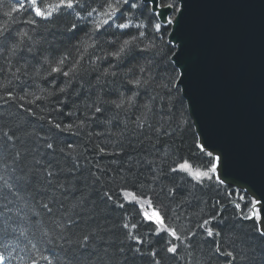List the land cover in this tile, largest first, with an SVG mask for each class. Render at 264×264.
I'll return each instance as SVG.
<instances>
[{
    "label": "trees",
    "instance_id": "trees-1",
    "mask_svg": "<svg viewBox=\"0 0 264 264\" xmlns=\"http://www.w3.org/2000/svg\"><path fill=\"white\" fill-rule=\"evenodd\" d=\"M44 2H54V0H44ZM98 2L99 0H90L92 7H97ZM131 2L142 6L138 9L123 8L125 15L131 12L129 18L132 19L133 26L141 21L146 24L148 35L143 44L155 43V51L158 53L155 56L153 70L159 75L149 92L147 94L142 92L138 101L142 105L150 97H156L153 111L149 113L145 127L137 130L140 134L137 135L132 132L135 127L133 124H128V130L125 131L123 121L135 120L142 110L137 108L131 113H126L115 109L114 106L106 108L103 116H99V119L90 128L80 130L79 134L57 132L48 123L49 118L55 122L67 124L74 123L85 115H91L84 108L85 96L81 95L77 98L74 95H62L58 92L55 93V97L48 96V91L55 92V89L64 86V80L60 79L57 84L53 85L51 81L45 84L42 79L33 77L35 62L28 67H23L21 72L16 73V69L24 65V59L17 60L16 57L8 56L7 51H4L3 55H0V85L5 84L6 81H10V83L6 87H0V129L11 130L12 134L21 137L23 143L17 141L15 149H4L6 158L2 163L9 164V170L4 172L0 166V173L9 177L12 176L11 159L17 150L29 149V154L25 156L24 163L30 164L33 156L39 158L46 151L42 147L46 142H53L56 149L65 148L66 152L70 151L67 149V145L72 144L75 149L73 156L61 155L59 151L52 154L51 150H47L50 155L45 156L44 159L54 160L67 170L72 168L75 157H79L78 177L80 182L76 197L83 196L89 199L88 214L94 217L90 226H101L106 230L104 239L111 243L110 245H100L101 255L105 248L109 252L106 264H157V262L159 264H229L231 258L222 256L215 251L217 240L221 252L234 251L237 256L235 264H264V237H260L255 232V221L241 219L238 210L235 208L236 203H241L242 210L247 214L250 209L249 197V203L245 205L238 199L239 196L245 195L240 191L219 185L214 180L206 179L202 184H197L186 172L170 171L171 168L185 161L193 169L205 170L204 165L208 164L209 158L200 153L196 147L197 136L179 88L171 94L170 100L166 94L167 89L157 87V85L166 84L168 78L174 76L173 69L175 68L170 61L174 49L166 40L168 27H165L162 33H156V38L153 39L151 23L156 22L155 15L151 13L149 6L142 4L139 0H131ZM161 2L162 4L173 3L176 5L175 0H161ZM14 6H16V0H4L3 6H0V31L5 29L8 32L29 31L30 35H35L30 31L29 25L25 23V21L33 18L26 10L13 12L11 16L6 15L10 7ZM81 14L83 15V12ZM102 19L104 17L98 14L92 18L93 21H102ZM75 20V16L69 14L57 17L50 24L39 23V31L46 40L44 49L49 47L47 42H51L53 50L57 45H59L61 52L72 50V60L74 61L77 54L71 46L75 45L89 30V27L85 26L78 28L75 32H68L67 29L71 28ZM116 22L122 23L124 20L121 19ZM144 30L139 29V31ZM120 31L115 28H108L98 37L101 41H117L111 45H103L104 50L108 53L116 51L120 43L128 39L129 36L138 35V30L135 27L124 30V35H121ZM25 42L27 43V41ZM10 44L11 41L7 42L4 48L6 49ZM80 51L82 52L83 49L81 48ZM59 54V52L54 53L55 57H58ZM39 55H44L43 49L40 50ZM98 55H103V52H93L92 49H89L88 53H84L83 66L92 67L89 57L94 59ZM148 58L152 57L149 56ZM137 62H142V58L128 59L127 62L122 63L121 67L117 68L115 65L118 61L110 56L107 61L99 62V71L91 74L89 82L95 81L96 76L105 68H109L110 65H112L111 71L125 72ZM68 67H71V64ZM64 70L67 71L68 69L65 68ZM24 72H28L29 75L25 76ZM13 73H16L20 79L17 80ZM138 74L148 75V73ZM43 75L44 73L41 71L40 76ZM160 77H164V79L161 80ZM134 78V76L108 77L107 80L112 81V83H108L106 87L116 88L118 91L125 92V95H131L130 90H125L120 85L122 80ZM22 82L24 83L22 84ZM77 87H79V83H77ZM128 87L131 88V86ZM40 88H45L47 91L41 92ZM9 90L13 91L16 99L9 100L7 98L6 91ZM71 91H75V89ZM26 93L28 94L25 95ZM117 94L106 95L105 99H115ZM21 95H25V100H19ZM34 96L45 97V99L34 100ZM95 96L96 92H93V100H95ZM56 98L67 101L66 106L61 105L63 113L71 111L74 115L68 117L58 114ZM28 101H33V103L28 104ZM21 104L31 107L34 114L29 115L25 112L20 107ZM117 113H119L118 119L113 120L110 125L103 123L104 120ZM149 124L153 129L160 128V133L156 134L154 131H150L147 127ZM88 131L99 132L101 135H93L89 139L87 137ZM165 133L167 134L165 135ZM97 145L105 147L106 152L110 155L99 153ZM117 145L124 148L125 151L120 152ZM129 157L132 158L131 161H129ZM96 165L104 169L103 175ZM121 169H124L123 173ZM154 176L157 179L153 180ZM61 179L63 180L64 177ZM70 179L71 177H69ZM134 184L150 185L154 189L156 197L154 203L166 207L169 227L176 228L182 238V240L173 241L178 246L175 254L167 252L166 234H162L160 237L152 236L144 226H140L138 229H123L122 223L125 222V212L129 213L127 222L131 225V223L139 222L140 217L137 214L139 210L131 205H125L124 209H119L103 197L104 191L111 190L114 198L119 200L117 195L119 189L131 187ZM169 189H174L172 195H169ZM93 191L95 195H91ZM5 195H7L6 192L0 194V211H4L5 206L10 209L7 215L12 217L10 223H13V226L20 222V217L25 215L31 217L32 209L37 212L44 211L39 204H36V201L44 202L39 193L35 194L34 199L23 193L20 199L13 196H7V199H4ZM44 199L46 200L47 197ZM71 202V199L66 202L65 207H67V203ZM217 213L220 215L217 216ZM133 216L135 219L132 218ZM213 216H217V219L210 226L214 229L219 227L221 231L219 238L207 237L205 231L198 227L204 219ZM41 218L44 220V226L50 227L48 218ZM75 218L74 216L73 219ZM24 226L28 227L27 223ZM80 227L82 228L83 224ZM129 230L134 235L140 236L144 243L136 245L134 241L127 239L126 233ZM189 231L196 234L188 236ZM3 243L8 244L6 250L0 247V252H4L7 257L5 264H31L33 259L36 260V264H49V261L41 259L42 256H49L52 264H57V260L53 259V254L60 257L59 264H67L68 258L63 254V251L59 247L52 248L46 243L42 229L30 228L23 237L10 231L7 238L0 235V244ZM33 244L36 245L35 248L32 247ZM121 247L125 249L124 254L117 251ZM135 248H139L140 251H134ZM153 250L156 252L155 256L151 254ZM9 252L11 256H8ZM241 256L246 257L243 262L239 259ZM91 264H96L95 260H92Z\"/></svg>",
    "mask_w": 264,
    "mask_h": 264
},
{
    "label": "snow or ice",
    "instance_id": "snow-or-ice-1",
    "mask_svg": "<svg viewBox=\"0 0 264 264\" xmlns=\"http://www.w3.org/2000/svg\"><path fill=\"white\" fill-rule=\"evenodd\" d=\"M148 3L155 4V0H147ZM4 0H0V6H3ZM142 5L138 3H132L131 0H99L97 7H92L90 0H54V2H44V0H16V6L10 7V10L6 15L11 16L13 12L25 11L30 14L33 18L25 21L29 25L30 31L35 33V35H30L29 31L20 32H8L7 29L0 31V55H3L4 51H7L8 56L16 57L17 60L24 59V65L16 69V73L22 71L23 67H28L32 65L33 62L35 66V71L32 72L33 77H38L47 84L49 81L53 85L57 84L60 79L64 80V86L55 89V92L48 91V96L55 97V93L58 92L62 95H74L79 98L81 95L85 96L84 108L86 112H90L91 115H85L83 118L78 119L74 123H62L55 122L52 118L48 119V123L54 127L57 132H68L73 134H79L80 130L85 128H90L93 123H95L99 116H103L105 109L114 106L117 110H122L126 113H131L137 108L141 109V114L136 117L135 120H125L123 121L125 128L128 130V124H133L135 127L132 129L134 134L139 135L137 130L143 129L145 127L146 119L149 113L153 111L155 96L146 100L144 104H139V98L142 94H147L149 90L153 87L154 81L159 75L158 72L153 70L155 64L156 45L155 43H149L147 45L143 44V41L147 39V26L141 21L140 23L133 26L131 12L125 15L123 8L130 7L131 9H138ZM174 9L175 12H180L179 8H176L173 3L168 4H155V8ZM155 8L150 9L153 14L158 17L156 22L151 23V31L153 34V39H155L156 33H162L166 26H171L174 23L178 24L179 20L174 15H169L167 17L163 16V13L156 12ZM102 9V10H100ZM83 12V15L81 14ZM74 15L76 20L72 23L71 28L67 29L68 32H75L78 28L85 26L89 27V30L85 32L84 36L72 45L71 48L75 50L77 58L73 61V51L64 50L61 52L59 45L53 47L51 42H47L49 47L44 49V44L46 40L39 31V23H52L57 17L61 15ZM99 15L104 17L102 21H93L94 15ZM38 18V19H37ZM123 19L124 22L117 23V20ZM135 27L138 30V35L129 36L128 39L123 40L120 43L119 48L111 53L104 50L103 45H111L117 41L106 40L101 41L98 37L103 31L108 28H115L120 31L121 35L125 34L124 30H129ZM139 29H145L144 31H139ZM7 32V34H6ZM19 37V38H17ZM11 41V44L5 49L4 45ZM27 41V43L25 42ZM91 41V43H89ZM169 45L177 46L180 51H183L182 43L180 45H173L172 40L167 41ZM83 49L81 52L80 49ZM44 50V55L40 56V50ZM89 49L93 52L101 51L103 55L95 56V58L89 57L91 60L92 67H84L82 61L85 59L84 53H88ZM59 52V56L55 57L54 53ZM114 57L118 63L115 67H121L123 62H127L128 59L142 58V62H137L128 68L125 72L111 71L112 65L109 68H105L103 72L96 76L95 81L89 82L91 74L99 71V62L107 61L109 57ZM151 56L152 58H148ZM10 63V61H8ZM71 64V67L68 65ZM180 69L183 71H178L173 69L174 76L168 78L166 84L157 85V87L166 88L169 99L171 100V94L177 91L178 83H183V76L187 69L184 65H179ZM68 70L65 71L64 69ZM43 71L44 75L41 77L40 73ZM13 76L19 80L20 77ZM143 73H148L147 76L139 75ZM28 76V72L23 73ZM128 77L134 76V79L122 80L120 87L125 90H130L131 95H125V92L118 91L116 88H107L108 83L112 81L107 80L108 77ZM161 80L164 77H160ZM75 82V83H74ZM10 81H6L5 84L0 85V87H6ZM24 82H22L23 84ZM79 83V87H77ZM128 86H131L129 89ZM75 89V91H71ZM41 92L47 91L45 88H40ZM96 92L95 100L92 98V93ZM118 93V94H117ZM26 93L25 95H27ZM117 94L115 99H105L106 95ZM25 95L19 96V100H25ZM6 96L9 100H14L16 97L13 91H6ZM45 99V97L34 96V100ZM57 99L56 111L58 114L63 116L71 117L74 115L73 112L69 111L63 113L61 111V105L66 106L67 101H61ZM33 103V101H28V104ZM20 107L25 110L29 115H33V109L31 107H26L25 104H21ZM119 113L109 117L104 120L103 123L111 124L113 120L118 119ZM43 119V117H41ZM150 131H154L156 134L160 133V128L153 129L149 124L147 125ZM167 133H165L166 135ZM100 136L101 133H93L91 131L87 132V137ZM150 139V137H149ZM0 166H2L4 172L9 170V164L2 163L5 161V148L15 149L16 142L21 140L18 135L12 134L11 130L0 129ZM142 143V142H141ZM46 151L37 158L33 156L30 164L24 163V158L29 154V149L24 148L22 150L15 151L14 156L11 159V171L12 176L9 177L3 173H0V194L6 192L7 196H13L16 199H20L22 193L35 198V194L39 193L42 195L41 201H36V204L44 210L43 212H37L32 209V216L27 215L20 217V222L13 226L12 217L7 215L10 209L5 206L4 211H0V235L5 238L8 237L9 232H16L19 236L23 237L29 231L30 228L42 229V235L46 239V243L52 248L59 247L63 254L68 258L67 264H91L92 260H95L96 264H106V260L109 257V252L107 248L103 250L101 255L100 245H110V241L104 239L105 229L101 226H90V222L94 219L90 216L88 204L89 199L81 196L76 197L77 191H79V177L78 172L80 170L79 157H75V163L71 169H65L59 165L58 162L54 160H45L44 157L50 155L47 150H51L54 154L59 151L61 155L73 156L74 146L72 144L67 145V149L70 151L66 152L65 148L56 149L53 142H46L42 145ZM99 148V153L110 155L105 150V147L97 145ZM120 152L125 151L124 148L119 147ZM196 147L200 153L206 155L209 158L208 164L204 165L205 170H197L195 172L191 171V165L185 161L180 163L178 166L170 169L172 172L185 171L191 178L197 183L202 184L204 180H214L219 185H224L226 183L225 179L221 178V169L227 167L228 158L225 153L219 151L217 148L212 147L207 144V138L205 142H200L197 140ZM211 147V150L208 148ZM35 151V150H32ZM218 153V154H217ZM129 157V161H131ZM97 169L104 174V169H101L99 165H96ZM124 172V169H121ZM19 173V174H16ZM61 177H64L62 180ZM69 177L71 179L69 180ZM123 179V177H121ZM157 177H153V180ZM239 191V190H237ZM174 193V189H169V195ZM91 195H95L93 191ZM119 200L115 199L111 193V190L104 191L103 197H105L109 202L114 204L119 209H124L125 205H131L138 209V215L140 220L138 223H129L127 218L129 213L125 212L124 218L125 222L122 223L123 229H138L140 226H144L148 229L150 235L155 237H160L162 234H166L167 239L165 243L168 245L167 252L175 254L178 250V246L173 241L182 240L181 235L178 230L168 225V213L166 207L162 204L154 203L156 197L154 194V189L150 185H132L131 187H121L117 194ZM47 197L45 200L44 198ZM71 199V203L66 202ZM239 201H242L247 205L249 203L248 193L238 197ZM26 206V205H25ZM235 208L238 210L240 218L243 220L255 221V232L260 236L264 237V192L259 195L253 193L250 199V209L247 214L242 210L241 203H236ZM148 209H151L149 211ZM220 213H217L219 216ZM76 217L73 219V217ZM217 216L209 217L204 219L203 222L198 226L203 229L206 236L209 238L221 236V231L219 227L214 229L210 225L217 219ZM41 217H47L49 226H44V220ZM135 219V216L132 217ZM27 223L28 227L24 224ZM83 224L81 228L80 225ZM43 226V227H42ZM196 233L193 231L188 232V236H194ZM127 239L135 242L136 245H142L144 243L140 236L134 235L131 230L127 233ZM5 250L8 247L7 243L0 244ZM33 248L36 247L35 244L32 245ZM139 252V248L133 249ZM120 254H124L125 249L123 247L117 250ZM215 251L222 256L231 258L229 264H235L237 261V256L233 250H228L221 252V247L219 241L217 240V246ZM153 256L156 255L155 250L151 253ZM11 256V253H8ZM41 259L49 261L52 264L49 256H42ZM53 259L57 260L59 264L60 257L53 254ZM240 261L243 262L246 257L241 256ZM7 257L4 252H0V264H5ZM31 264H36V260L33 259ZM159 264V262H157Z\"/></svg>",
    "mask_w": 264,
    "mask_h": 264
},
{
    "label": "water",
    "instance_id": "water-1",
    "mask_svg": "<svg viewBox=\"0 0 264 264\" xmlns=\"http://www.w3.org/2000/svg\"><path fill=\"white\" fill-rule=\"evenodd\" d=\"M148 3L147 0H141ZM179 23L168 41L177 46L174 68L200 142L228 158L220 175L225 185L264 192V0H175ZM151 4V9L155 4ZM164 17L167 7L155 8ZM158 19V17H157ZM211 150V147L208 148ZM218 154V153H217Z\"/></svg>",
    "mask_w": 264,
    "mask_h": 264
},
{
    "label": "rangeland",
    "instance_id": "rangeland-1",
    "mask_svg": "<svg viewBox=\"0 0 264 264\" xmlns=\"http://www.w3.org/2000/svg\"><path fill=\"white\" fill-rule=\"evenodd\" d=\"M149 211H151V209H148Z\"/></svg>",
    "mask_w": 264,
    "mask_h": 264
}]
</instances>
